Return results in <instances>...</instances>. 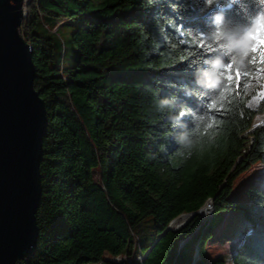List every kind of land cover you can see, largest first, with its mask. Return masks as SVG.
Here are the masks:
<instances>
[{
  "label": "trees",
  "instance_id": "1",
  "mask_svg": "<svg viewBox=\"0 0 264 264\" xmlns=\"http://www.w3.org/2000/svg\"><path fill=\"white\" fill-rule=\"evenodd\" d=\"M254 20L264 0L27 2L20 35L46 129L35 246L14 264H206L227 211L251 227L231 264H264V183L229 198L238 175L264 165V123L247 133L264 117V90L247 106L263 67L251 63L253 34L242 39ZM213 61L225 67L209 87ZM181 215L192 216L167 228Z\"/></svg>",
  "mask_w": 264,
  "mask_h": 264
},
{
  "label": "water",
  "instance_id": "2",
  "mask_svg": "<svg viewBox=\"0 0 264 264\" xmlns=\"http://www.w3.org/2000/svg\"><path fill=\"white\" fill-rule=\"evenodd\" d=\"M23 6L24 0H0V264L29 256L37 237L46 119L32 87L30 50L20 35ZM260 126L251 125L247 133Z\"/></svg>",
  "mask_w": 264,
  "mask_h": 264
},
{
  "label": "rangeland",
  "instance_id": "3",
  "mask_svg": "<svg viewBox=\"0 0 264 264\" xmlns=\"http://www.w3.org/2000/svg\"><path fill=\"white\" fill-rule=\"evenodd\" d=\"M28 1L29 0H24L25 6ZM25 6H23V13L25 10ZM63 23L64 21H62L59 24L58 34L60 35V37L62 38L65 44L66 56H67L70 53L69 51L70 44L68 42V37L70 33L73 31V27L63 25ZM256 87H258L256 94L250 97L249 100L247 101V106L249 108H254L256 106L264 90V65L262 69L259 70L255 75V77L252 79L249 89L251 90ZM259 118L260 116H257L253 119V121ZM263 123L264 122L262 121V123H260L259 125H263ZM263 183H264V165L259 163L250 165L246 171L238 175L233 180L229 198L233 200L244 199V192L247 188L260 186ZM205 205L206 203L204 204L203 207H206ZM197 211L200 212V214H198V212H195V214H197L200 218H205L210 214V212L202 213L200 209ZM203 214H206V216H203ZM191 216L192 215L185 216L182 220L178 219L179 221L177 223H173L172 225L169 224L168 226L169 228L174 227L177 229L181 227ZM231 218L232 219L228 224L224 221L222 222V224L219 225L222 226L221 230L215 236L213 233L218 230L219 226H216L211 231V236L209 240L206 242L204 247V259L206 264H211L216 260H221L223 264H231V258L233 254L238 249L246 233L250 230L251 227L247 224L246 221L244 222L242 216H233ZM223 219L224 220L227 219V216L224 215ZM119 259H121L120 256L114 258V260H119Z\"/></svg>",
  "mask_w": 264,
  "mask_h": 264
},
{
  "label": "clouds",
  "instance_id": "4",
  "mask_svg": "<svg viewBox=\"0 0 264 264\" xmlns=\"http://www.w3.org/2000/svg\"><path fill=\"white\" fill-rule=\"evenodd\" d=\"M257 27V21L254 20L252 26L247 30V32L244 34V37L242 39H247V37L251 34H254L255 30ZM252 41H248L249 48L251 46ZM226 51L236 54L240 59L237 61V64L239 66L243 67V61H244V51H242L239 47H236V42L232 41L228 45H226ZM214 67H213V74L210 75V80H209V87L212 86V82H216L217 84L219 83V76L215 75L214 73H222V69L225 67L223 62L221 61H213L212 62ZM162 105H168L170 103L169 100H165L161 102ZM184 113L181 112L179 113V116H177L175 119H179V117L183 116Z\"/></svg>",
  "mask_w": 264,
  "mask_h": 264
},
{
  "label": "snow or ice",
  "instance_id": "5",
  "mask_svg": "<svg viewBox=\"0 0 264 264\" xmlns=\"http://www.w3.org/2000/svg\"><path fill=\"white\" fill-rule=\"evenodd\" d=\"M252 40L251 44V53L253 54V59L251 63H259L264 65V20L257 24L256 30L254 34L250 37ZM258 53L259 59L255 58L256 54ZM231 68L226 69V72H229ZM228 79L231 81L232 76L228 75ZM235 79L237 83H239L241 79V73L239 71L235 74Z\"/></svg>",
  "mask_w": 264,
  "mask_h": 264
},
{
  "label": "bare ground",
  "instance_id": "6",
  "mask_svg": "<svg viewBox=\"0 0 264 264\" xmlns=\"http://www.w3.org/2000/svg\"><path fill=\"white\" fill-rule=\"evenodd\" d=\"M25 14V10H24V13ZM262 118V119H261ZM262 121L264 122V117H260L259 119L253 121V125L256 126V125H259L260 123H262ZM206 207H203L200 209V211L202 212V210H208L206 213L210 212V201H208L205 205ZM198 212V211H197ZM198 214H200V212H198ZM185 216H188V215H181L179 217H177L176 219H174L170 225H172L173 223H177L179 220L178 219H183ZM206 216V215H205Z\"/></svg>",
  "mask_w": 264,
  "mask_h": 264
},
{
  "label": "crops",
  "instance_id": "7",
  "mask_svg": "<svg viewBox=\"0 0 264 264\" xmlns=\"http://www.w3.org/2000/svg\"><path fill=\"white\" fill-rule=\"evenodd\" d=\"M242 200L244 201L245 200V197ZM224 215L227 216V219H225V220L223 219V216ZM233 216H241V215L239 213L233 212V211H227V212L222 213V220H221V222L217 226H219L220 224H222V222H224V221L228 224L230 222V220L232 219L231 217H233ZM228 217H230V218H228Z\"/></svg>",
  "mask_w": 264,
  "mask_h": 264
},
{
  "label": "built area",
  "instance_id": "8",
  "mask_svg": "<svg viewBox=\"0 0 264 264\" xmlns=\"http://www.w3.org/2000/svg\"><path fill=\"white\" fill-rule=\"evenodd\" d=\"M208 210H204V211H202V213H206ZM206 214H203V216H205ZM113 260H114V258H113Z\"/></svg>",
  "mask_w": 264,
  "mask_h": 264
}]
</instances>
